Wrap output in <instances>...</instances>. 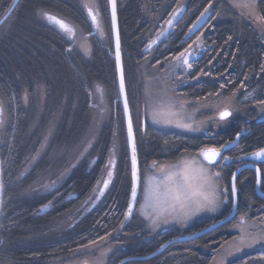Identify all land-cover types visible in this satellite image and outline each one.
Masks as SVG:
<instances>
[{"label":"trees","instance_id":"trees-1","mask_svg":"<svg viewBox=\"0 0 264 264\" xmlns=\"http://www.w3.org/2000/svg\"><path fill=\"white\" fill-rule=\"evenodd\" d=\"M213 1L116 0L126 91L134 124L142 115L138 101L144 79L139 64L145 58L164 61L187 48L196 38L188 35L190 27ZM87 2L98 6L104 35H89L88 42H83V51L79 48L68 51L63 32L47 23L40 11L55 14L84 31L92 26L84 10ZM11 5L12 0H0V102L6 116L0 130V170L4 184L0 264L64 263L71 252L111 234H115L111 241L120 240L126 246L108 257L106 264H117L118 256L125 252L145 255L159 248L165 238L183 235V230L169 228L154 233L143 243L148 232L143 229L136 211L131 220L122 225L131 190V151L119 100L108 0H19L14 11ZM216 5V12L201 30L205 44L202 57L195 62L196 68L187 74L179 90L187 100L208 95L212 98L213 94L221 93L225 97L236 96L241 113L234 112L224 126L207 134L179 135L175 131L154 130L146 122L150 135L147 140L137 137L136 142L141 170L147 166L145 156L155 158L166 150L164 161L171 162L181 154H195L202 147H219L231 142L241 130L246 133L229 149L231 157L264 147V115L259 117L256 104L264 100L261 68L264 65V20H259L260 26H257L226 1L216 0ZM178 8L181 11L171 29L146 51L147 44L163 32ZM256 11L258 17H264V0H257ZM200 63L203 65L198 68ZM98 86L103 91L102 98L97 92ZM37 89H42V98ZM38 116L42 117L40 122L36 121ZM45 136L47 141H44ZM90 141L94 143L86 152L89 162L81 160L76 165ZM112 145L116 147L117 161L105 198L81 215L72 228L67 226L64 216L58 218V224L50 223L49 219L39 221L35 201L23 197L36 186L35 180H21L33 167L34 163H29L31 156L47 148L52 157L50 161H58L63 167L69 163L65 169L71 172L68 185L87 187L90 191L106 171ZM238 166L239 163L232 161L217 168L221 172L222 187L229 185L231 173ZM58 178L55 180L60 181L61 177ZM237 178L238 215L247 205L258 208L264 198L255 192L253 170L246 169ZM227 195L226 208L230 209L231 193ZM66 210L62 209V214ZM216 219L217 216L205 218L193 229ZM229 224L196 239L169 245L150 259L126 264H210L217 251L232 237ZM262 252L263 247L246 251L225 264H264L259 259Z\"/></svg>","mask_w":264,"mask_h":264},{"label":"snow or ice","instance_id":"snow-or-ice-1","mask_svg":"<svg viewBox=\"0 0 264 264\" xmlns=\"http://www.w3.org/2000/svg\"><path fill=\"white\" fill-rule=\"evenodd\" d=\"M108 2L111 5V27L115 31V60L119 77V92L124 94L123 112L127 118V139L131 147V190L130 198L127 201V208L123 213L124 220H129L133 216L134 210H137L145 220L150 221V228L152 230L160 228L161 223L168 224L169 218L180 222H186L197 213L204 211L216 212L228 199L227 194L229 192L232 197V206L236 208V197L238 193L237 172H239L240 169L238 168L237 172L231 173L229 185L224 187H221L220 185L221 172L213 171L214 168L220 166V161H230L233 159L232 157L223 156L222 152L224 149L235 146L236 140L225 143L219 148L202 147L196 156L190 159H183L174 165H160L158 162L153 161L151 168L156 171V175L144 176L142 178L138 167L137 143L134 134L133 119L129 108L128 98L125 94V72L121 61V42L117 28V3L116 0H108ZM18 4L19 0H12L11 9L14 11L18 7ZM233 6L248 8L250 5L248 3H240L239 0H234ZM84 7L87 9V14L91 19V23L95 26L99 35L103 36L104 32L98 6L85 3ZM211 7L212 4L209 3V6L200 13V17L197 19L199 20L201 17H204L205 13H207ZM180 11L181 9L178 8L173 14V18L167 21L169 26L173 25V20ZM40 15L50 23L57 25L59 29L68 34L70 38H74L75 28L68 22L44 10L40 11ZM217 15H219V13H217ZM257 19L264 20V17H258ZM189 31H191V29H189ZM164 35V32L159 33V36ZM229 39H231V37ZM199 42L200 37H197V40L193 43L198 44ZM156 43L157 40L151 41L147 45V48L150 49L152 45ZM192 48L193 45H189L182 52H180L177 57H175L178 67L181 66V64L185 66L186 69H191L193 67L192 63H190V58L193 55V52L190 51ZM68 51H71V48H69ZM157 63H159V61H157ZM209 63H211V61ZM261 68L262 71H264V65H262ZM221 87L224 86L221 85ZM97 92L101 94L102 98L103 91L99 88V86L97 87ZM247 98L248 97L246 96L245 99ZM24 99L27 102V92L25 93ZM256 104L260 111L264 112V100H258L256 101ZM183 108V104H178L176 100L168 97L165 92L152 106L150 113L151 119L154 124H174L179 128L198 131L199 128L194 127L193 123L184 122L182 118ZM232 114V111L228 107L220 109L218 111L219 121H227ZM4 124V106L3 103L0 102V128H2ZM51 131L52 128L50 127L49 133H51ZM240 136L241 132H237V139H239ZM47 138L48 137L45 136L44 141H47ZM164 143L167 144L168 141L165 140ZM44 146L45 144L42 143L41 148ZM89 146H91L90 143ZM249 155L252 158L250 162L247 159ZM38 156L39 150L36 155L31 156L29 163L34 162ZM235 159L240 163L241 167L245 169H253L255 184L257 186L264 187V167L257 164L258 160L264 162V147L250 154H245L244 157H236ZM115 164L116 161L114 159L113 152V158L109 159L107 165V178L102 180L103 187L98 189L100 196L104 195V190L107 189L109 184L112 182ZM56 183V180H52L49 183L42 185V187L45 190H49L55 187ZM99 183H101V181H98V184ZM3 189L4 184L2 180H0V193L3 192ZM138 189H140L142 193V203L138 200ZM262 195H264V193H262ZM96 199L98 200L99 196H97ZM2 203L3 201L0 200V204ZM85 203H87V201ZM137 204H139L138 209H136ZM51 206L52 201H49L47 204L42 206L41 211ZM229 215L231 216V213ZM228 219L229 217H225V220ZM232 219H235V216H232ZM257 225H259V227ZM233 227L239 230L240 235L236 238L237 243L234 246V252H229V256L234 253H239L245 248H253L258 244L264 245V218H257V224H250L247 219V213H244L240 215L239 221L234 224ZM0 243H2V241H0ZM90 244H95V241H90ZM160 247L162 248L164 245H160ZM259 259L264 261V252L261 253Z\"/></svg>","mask_w":264,"mask_h":264},{"label":"rangeland","instance_id":"rangeland-1","mask_svg":"<svg viewBox=\"0 0 264 264\" xmlns=\"http://www.w3.org/2000/svg\"><path fill=\"white\" fill-rule=\"evenodd\" d=\"M223 1H226L233 8L238 10V12L243 16V18H245L248 21L253 22L257 26L258 25L260 26L259 19H257L258 13L256 11L257 0H239L240 3H248L250 5L248 8L234 7L233 6L234 0H223ZM215 6H217L216 0L213 1L212 7L209 8V11L205 13L204 17H201L199 20L198 19L195 20L193 25L190 27L191 31H189L188 33L189 36L194 37L196 34H199L201 32L202 27L204 26V24H206L209 17L212 16L214 12H216ZM198 17H200V15ZM68 23L75 28V36L74 38H71V39L75 41L76 40L85 41V39H82V40L79 39L82 36L81 31L76 26H74L72 23L70 22ZM54 26H56L59 29L57 25H54ZM102 28H103V25H102ZM94 31L97 33V35H99V32L96 30V28L94 29ZM103 32H104V29H103ZM64 34L69 37L68 34L66 33ZM197 37H200V36H197ZM197 37L194 39V41L197 40ZM193 42L190 44V45H193V48L190 49V51L193 52V55L190 58V63H192L193 65L191 69H186V67L183 66L182 64L179 67L177 66V60L175 59V57H177L179 54L175 56H171L165 59L164 61L161 59L160 60L158 59L157 61H159V63H157V61L155 62L153 59L145 58L144 62H141L139 64L140 65L139 70L141 73V77H143L144 79V84L142 85V94L139 95L140 101L138 102L139 104L142 102L141 109L144 111L143 113H144L145 121L150 126H152L154 130L175 131L179 135L180 134L181 135L195 134L198 132H205V131L208 132V131H212L213 129L215 130V128L217 127H222L226 124L227 121L221 122L219 121V117H217L218 111L220 109L224 107H228L232 111L233 114L234 112L236 114L239 112L241 113L238 107L239 101H237L236 96L230 98V97L222 96V93H221V94H213L212 98L210 97L211 95H208V97H205V98L196 97V99H192V100H187L186 97L184 98L183 93L179 89L186 82L184 80H185V77H187V74L196 68L194 64H196L195 62L198 60L203 50V44H201L200 42L198 44H194ZM198 65H199L198 68H201L203 63H200ZM199 76L200 74H198L197 77ZM37 91H38L39 97L42 98V93H43L42 89H37ZM165 92L168 97H171L174 100H176L178 104L184 105L183 116H182L184 122L193 123L194 127L199 128L198 131H191L188 129L179 128V127H176L174 124L173 125H162V124L153 123L151 119V115H150L151 108L157 102L158 98L161 95H163ZM257 113H260L259 117H262L264 115V112H261L259 108L257 109ZM4 119H6V116H4ZM41 120H42V117L40 116L36 117L37 122H40ZM2 129L3 128H0V130ZM89 143L91 145V146L88 145L90 149L93 147L94 142L92 143V141H90ZM113 152H114V159L115 161H117L116 147H113V145H112L111 152H110L111 156L108 157V161L109 159L113 158ZM197 153L181 154L176 160L171 161V162H161L160 165H174L183 159H190L196 156ZM42 154H43V151L41 152L39 151V156L37 160ZM49 158L52 159L51 156H49ZM220 166L214 168L213 171H219L220 169H217V168H219ZM41 167H44V170L42 171L43 173H47V172L52 173L56 171L57 168L59 167L60 169L62 168L66 169V166L65 167L61 166L58 161H55V162L50 161V164L44 162ZM65 169H63V172H64L62 173L63 175L68 173L67 170ZM105 170L106 171L104 172L103 176L100 179L101 183L96 185L97 189L103 186L102 180L107 178V171H108L107 166L105 167ZM113 171H115V169ZM140 173H141L142 178L144 176L156 175V171L148 166L144 167L142 170L140 169ZM65 177L66 176H63L61 180L63 181ZM220 185L222 187L221 183ZM138 200L141 203L143 202L142 193L140 189H138ZM225 202L221 205V207L216 212H207V211L200 212L192 216L186 222H180V221L172 220L171 218H169L168 224L161 223V227L155 230H152L150 228V221L145 220L144 217L140 215L137 210H134V212L136 211L137 216L139 217L140 221H142L141 224L143 226V229L147 231L148 233L154 234L158 231H162L165 228H178L180 230H183V229L185 230V229H188L194 226L197 222H200L205 218H211V217L217 216L223 211L224 207L226 206ZM138 208H139V204H137L136 206V209ZM259 211H260V206L258 208H252L251 205H247L244 211L242 210L241 213H239L236 216L235 220L228 226V230L232 234V237L228 241H226L224 245L217 251V254L215 255V257L213 258L210 264H225L227 260L235 256H238L246 251H250L256 248L258 249L261 247L264 248V245L258 244L254 246L253 248H245L243 251L239 253H234L231 256L228 255L229 252H234V246L237 243L236 238H238V236L240 235L239 230L233 227V225L239 221L240 215L247 213L248 222L250 224H257V218H264L263 215H260ZM251 213H253V215ZM130 220L131 218L128 221ZM257 226L259 227V225ZM250 230H253V229H250ZM114 235L115 234H111L109 235V237L105 236V238H102L96 241L95 244H89L87 245V247L82 248L79 251H73L71 257H69V259H67L66 262L59 263V264H101V262L102 264H106L108 257L113 253V250L115 247V244H113L112 241H110ZM81 257L83 258V260H80Z\"/></svg>","mask_w":264,"mask_h":264},{"label":"flooded vegetation","instance_id":"flooded-vegetation-1","mask_svg":"<svg viewBox=\"0 0 264 264\" xmlns=\"http://www.w3.org/2000/svg\"><path fill=\"white\" fill-rule=\"evenodd\" d=\"M44 20L47 23H49L46 19H44ZM49 24H51V23H49ZM89 29H91V30H89ZM89 29L86 28L84 31H81L82 36L79 39H81V40L85 39V41H80V40L75 41L63 33L65 35V39H66V49L68 50L69 48H71V50H72L74 48H79L81 51H83L85 49L83 42H86V41L88 42V36L89 35L97 34L94 31V29L92 28V26L89 27ZM90 33H92V34H90ZM197 36H200V43L203 44V50H202V52H203L205 49V47H204L205 44L202 41V32H200L198 35H195V37H197ZM83 37H85V38H83ZM202 52H201L200 57L198 59H200L202 57ZM150 55H153V53L152 54L150 53ZM42 97H43V93H42ZM139 105H140V107L142 106L141 103ZM140 112L142 114V115L140 114L141 117L139 118L138 121H136L135 124L133 123L136 142H137V137H140L141 139L147 140V138L149 137L148 135H150L149 130L146 129V121H145V117H144V113H143L144 111L142 109H140ZM198 133H200V132H198ZM203 133L207 134L206 131ZM245 133L246 132L244 131V133H242L241 136L244 135ZM229 142H227V143H229ZM208 147H212V146H208ZM219 147H217V148H219ZM230 148H232V147H230ZM230 148L224 149L222 152V155L231 157V155L228 153ZM88 149H89V146H88V148H86V151L85 150L82 151L81 156L77 159L76 165L81 160L89 162V156H88V153H86V152H88ZM166 155H167L166 150H163L162 154L159 156L157 155L155 158L149 159L147 156H145L146 165L148 167H151L153 161H156L159 164L161 162H167V161H164V158L167 157ZM244 156H245V154H242V155H239L238 157H244ZM50 160L51 159L49 158V153L47 152V148H45L43 150V154L39 157V159L38 160L36 159L33 162L34 163L33 167L30 170H28L24 175H22L21 180L24 179L25 180L24 182H27L28 180H35L34 182L36 183L35 188H31V189H29V192H27L28 196L23 194V197H24V199H26L28 201H32V200L35 201L33 204H34V206H37L36 215L39 216V221L49 219V221H51L50 223L58 224V222L60 221V219H58V218L59 217L61 218L62 216H64L67 218L65 223H67L68 225L67 224L66 225L69 226V228H72L78 222L81 215H85L86 213L91 211L98 202H100L103 198H105L106 194L110 190V185L112 182L109 184L108 188L104 190L103 196H100V193L98 191L99 188L98 189L96 188L97 187L96 185L98 184V181H100L102 176L95 182V184L93 185V188L90 191L88 190L87 187L81 188V189L75 188L71 184L68 185L67 179L69 178V174H71V172H68L65 175L62 174V173H64L63 169H65V168L56 170L52 173H49V172L43 173L42 172L44 170V167H41L42 164L44 162L50 164ZM94 160H95V158H94ZM232 161H236L237 163H239L235 158H233L230 161H220V165L228 164L229 162H232ZM24 164L22 165L21 169L23 168ZM257 164L261 165V164H264V162L261 161V162H258ZM67 165H69V163ZM239 165H240V163H239ZM58 176H60V177L66 176V177L64 178L63 181L62 180L57 181L55 187H53L49 190H45L42 187V185L47 184L52 180H55L56 178H58ZM62 177H61V179H62ZM102 187H100V188H102ZM254 189H255V187H254ZM260 189L264 191L263 187H260ZM255 192H256V190H255ZM97 196H99L98 200L96 199ZM49 201H52V206L41 211L42 206L47 204ZM86 201H87V203H85ZM62 209H67V210L62 214V211H61ZM229 211H230V209L229 208L227 209L225 206L223 211L219 215H217L216 220L211 221L210 223H207V224H200V226L195 228V229H193V227H196V226H192V227L185 229V230L183 229L184 232H182V233H183V235H185L187 233H191V232H194L196 230L202 229V228L210 225L211 223L217 221L218 219L224 217ZM260 215H263V217H264V203H262L260 205ZM200 222H197V223H200ZM230 223H231V221H230ZM61 224H64V223H61ZM226 224H229V223H226ZM226 224H223L219 227H222ZM219 227H217V228H219ZM217 228H215V229H217ZM167 229H169V228H165L163 230H167ZM211 231H209V232H211ZM138 234H139V232L136 231V235H138ZM152 235H153L152 233L146 234L144 236V238L142 239V242L144 243L145 241L150 239L152 237ZM131 237L132 236H130V239H131ZM173 237H176V236H173ZM173 237L169 236V238H165L163 240V243L167 242L168 240H170ZM111 240H113V238H111ZM135 242H137V240H134V243ZM112 243L115 244L113 253H115V252L118 253V251L126 249L125 244L121 243L120 240L119 241H112ZM87 245H85V246H87ZM85 246H83L80 249H77L75 251H79L82 248H85ZM72 253L73 252H71L69 257H71ZM132 253L133 252H127V253L125 252L124 255H122V256L120 255V258L118 256L117 264H119V262L123 258L129 257V256H136ZM82 257L80 260H83ZM130 262H133V261H130ZM126 263H128V262H126ZM126 263H123V264H126Z\"/></svg>","mask_w":264,"mask_h":264},{"label":"water","instance_id":"water-1","mask_svg":"<svg viewBox=\"0 0 264 264\" xmlns=\"http://www.w3.org/2000/svg\"><path fill=\"white\" fill-rule=\"evenodd\" d=\"M85 10V13H86V15H87V17L89 18V21L91 22V19H90V17L88 16V14H87V9L85 8L84 9ZM110 13H111V5L109 4V19H110ZM52 14V13H51ZM174 14V13H173ZM53 15H55V14H53ZM57 16V15H56ZM57 17H59V16H57ZM59 18H61V17H59ZM172 18H173V16H172ZM171 18V19H172ZM176 18H177V16H176ZM175 18V19H176ZM61 19H63V18H61ZM63 20H65V19H63ZM66 21V20H65ZM175 21V20H174ZM174 21H173V23H174ZM69 22V21H68ZM53 25V24H52ZM92 26H93V28L95 29V26L92 24ZM56 27V26H55ZM110 27H111V19H110ZM171 27L172 26H169L168 25V23L166 22V24H165V27H164V30H163V32L165 33V35L168 33V31L171 29ZM57 28V27H56ZM117 28H118V31H119V27H118V18H117ZM60 30V29H59ZM61 31V30H60ZM61 32H63V31H61ZM111 33H112V37H113V46H114V52H115V31L112 29V27H111ZM159 37V38H158ZM157 38H154V39H152L151 41H153V40H157V43H158V40L162 37V36H158ZM150 41V42H151ZM149 42V43H150ZM148 43V44H149ZM156 43V44H157ZM147 44V45H148ZM156 44H153L152 45V47L150 48V49H148L147 48V46H146V48H145V50L146 51H149V50H151ZM116 61V60H115ZM121 61H122V64H123V60H122V54H121ZM117 77H118V72H117ZM118 92H119V77H118ZM125 94L127 95V91L125 92ZM128 98V97H127ZM119 100H120V102H121V105H122V109H123V100H124V94H121L120 92H119ZM4 106V105H3ZM130 108V107H129ZM131 112V111H130ZM4 116H5V108H4ZM123 116H124V122H125V128H126V138H127V118L125 117V115H124V112H123ZM217 117H218V115H217ZM241 132V134L242 133H244V130H241L240 131ZM234 140H236V144L238 143V140L239 139H237V137L235 136V139ZM127 143H128V146H129V148H130V151H131V147H130V144H129V142H128V139H127ZM259 150V149H258ZM258 150H256V151H258ZM255 152V151H254ZM250 154V153H249ZM131 158V157H130ZM247 159L249 160V162L251 161V156L249 155L248 157H247ZM138 160V159H137ZM258 162H261V161H257V163ZM138 167H139V164H138ZM240 169V171L239 172H237V169ZM244 170H246L245 168H243V167H241V165H239L235 170H234V172H237V175L240 173V172H242V171H244ZM251 170H253V169H251ZM0 180H1V170H0ZM255 190H256V194H257V196H259V197H261V198H264V195H262V193H264V191L263 190H261L260 189V186H257L256 184H255ZM0 200H2V193H0ZM236 205H237V197H236ZM237 207L236 208H234L232 205H231V208H230V211L224 216V217H222V218H220V219H218L217 221H215V222H213V223H211L210 225H208V226H206V227H204V228H202V229H199V230H196V231H194V232H191V233H187V234H185V235H181V236H176V237H173V238H171L170 240H168L167 242H165V243H163L162 245H164V247H159V248H157L156 250H154L153 252H150V253H148V254H145V255H140V256H129V257H126V258H123L120 262H119V264H123V263H126V262H130V261H141V260H147V259H150V258H152V257H154L155 255H157L159 252H161L165 247H167L168 245H171V244H175V243H180V242H184V241H189V240H193V239H196V238H198V237H200V236H203V235H205L206 233H208L209 231H211V230H213V229H215V228H217V227H219V226H221V225H223V224H226V223H229L230 221H232L233 219H232V216H237ZM0 210H1V204H0ZM231 213V216L229 215ZM225 217H229V219L228 220H225ZM128 222V220L127 221H125V220H123V224H125V223H127Z\"/></svg>","mask_w":264,"mask_h":264}]
</instances>
